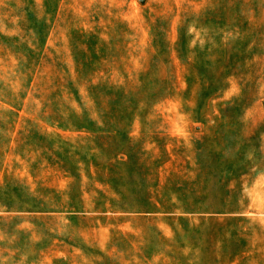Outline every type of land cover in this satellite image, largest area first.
<instances>
[{"label": "rangeland", "instance_id": "1", "mask_svg": "<svg viewBox=\"0 0 264 264\" xmlns=\"http://www.w3.org/2000/svg\"><path fill=\"white\" fill-rule=\"evenodd\" d=\"M0 264H264V0H0Z\"/></svg>", "mask_w": 264, "mask_h": 264}]
</instances>
